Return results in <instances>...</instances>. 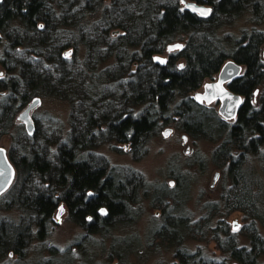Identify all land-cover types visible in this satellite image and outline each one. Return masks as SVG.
<instances>
[{"label": "trees", "instance_id": "16d2710c", "mask_svg": "<svg viewBox=\"0 0 264 264\" xmlns=\"http://www.w3.org/2000/svg\"><path fill=\"white\" fill-rule=\"evenodd\" d=\"M189 1L210 6V15L191 13L176 0H0V64L6 70L0 79V138L15 128L10 158L18 170L4 207L19 212L18 222L0 225L1 255L11 250L22 256L34 230L43 240L62 203L88 234L133 224L141 193L163 212L154 243L175 246L178 264H226L185 246L208 231L226 256L257 264L264 254L258 228H264V189L250 175L248 160L256 157L264 165V30H245L240 38L221 30L244 16L261 25L264 0ZM176 42L184 43L183 50L157 63L155 56ZM68 49L72 58L63 56ZM230 59L245 66L230 84L244 97L233 122L192 96ZM48 95L70 105L65 138L49 126L29 135L14 122L33 98ZM169 123L194 141L216 143L212 159L228 180L219 201L210 202L209 214L198 220L179 211L183 175L171 174L177 183L170 190L131 171L123 175L93 153L115 142L128 145L138 160ZM235 211L249 220V246H239L225 222Z\"/></svg>", "mask_w": 264, "mask_h": 264}, {"label": "rangeland", "instance_id": "374dc122", "mask_svg": "<svg viewBox=\"0 0 264 264\" xmlns=\"http://www.w3.org/2000/svg\"><path fill=\"white\" fill-rule=\"evenodd\" d=\"M176 1L180 3L181 8H184L181 0ZM255 28L264 30V22L255 27L250 18L244 16L224 27L221 34L240 38L245 30L252 31ZM263 47L264 45L261 55ZM177 51L168 53L166 50L160 55L169 59L170 55ZM73 56L74 51L68 57ZM77 57L83 58V53L80 52ZM262 59L264 60L263 57ZM179 62L181 64L183 61ZM0 74H2L0 79L6 76V70L1 64ZM206 82L209 80L207 79L204 83ZM202 89L201 87L198 91ZM194 94L195 92L192 96ZM40 98L41 105L32 112L36 128L42 130L49 126V131L55 132L57 138H65L70 129L69 103L54 95ZM209 107L217 111L218 105L212 104ZM20 112L16 114L14 122L16 126L21 125L25 129V125L17 121ZM166 129L172 130L167 137L164 136ZM15 134L16 130L13 128L12 133L0 138V147L7 150L9 156ZM216 146V143L207 140L194 141L175 124L169 123L162 126L158 135L152 137L146 154L138 160L134 159L128 145L115 142L102 143L93 150V153L104 159L109 168L116 167L122 174H125L124 171L137 173L145 182L157 186L165 185L170 190L174 189L177 183L171 174L183 175L186 190L179 194L180 197L183 196V206L179 208V211L192 220H198L209 214L206 206L210 202L217 203L224 187L228 184L223 170L217 167L212 159V152ZM53 148L55 149L54 145ZM248 165L250 175L261 182L264 189V165L256 157H249ZM216 174L219 175L215 181ZM17 180L18 170L16 169L12 185L0 197V225L3 221L18 222L19 220V212L16 209L4 207L8 200L7 193L14 188ZM176 194H178L177 191ZM138 197L140 201L135 204L137 214H135L137 216L135 222L125 226L119 225L108 230L107 233L88 234L84 228L70 219L68 208L66 212L60 214L59 219H57L59 212L57 210L54 214V224L43 240L34 236V230V235L29 240L24 254L21 256L11 250L6 251L4 255L0 253V264H40L45 260H49L46 264H178L175 259V246L154 243L156 239L153 237L157 234L156 230L164 224L163 212L152 205L151 199L143 197L141 193ZM217 220L218 218H214L211 223L213 227H216ZM225 222L230 233L236 235L239 246L250 245L245 233L249 220L245 219L244 213L235 211L226 218ZM2 227L5 229L8 225ZM234 228L238 230L234 231ZM258 228L264 236L262 225ZM219 235H221L220 232ZM225 235L222 233L224 238ZM213 237V234L208 231L203 238L187 240L185 246L191 252L201 251V255L207 259H225L226 264H239L218 249ZM257 264H264V254L257 259Z\"/></svg>", "mask_w": 264, "mask_h": 264}, {"label": "water", "instance_id": "95a60500", "mask_svg": "<svg viewBox=\"0 0 264 264\" xmlns=\"http://www.w3.org/2000/svg\"><path fill=\"white\" fill-rule=\"evenodd\" d=\"M181 2L184 5V9L191 13L200 15L198 11H193V8L205 10L211 9L212 11V8L210 6L198 4L194 1L181 0ZM177 45H181L182 47L177 48ZM170 48L173 49V51L183 50L184 43L176 42L170 44L166 49L168 53L173 52L169 51ZM72 52L73 50L68 49L65 51L64 56L68 57L72 54ZM157 57L159 58V60H164L165 63L168 61L167 58L158 54L155 56V61L159 64L162 63H160L159 60L156 59ZM262 57L264 58V47ZM165 63H163L162 65H164ZM244 72V65L238 64L231 59L227 60L222 65L219 72L216 74V77H214L213 80H209V82L204 83V85L202 86V91H197L194 94L193 98L200 105L211 106L212 104H217V113L219 114V116L226 121H234L237 118L238 112L244 103V98L241 95L232 92L229 87L232 82L243 76ZM41 103L42 101L40 97L33 98L17 116V121L25 125L26 132L29 135H34L36 131L35 120L32 117V112L37 107H39ZM171 132V129H166L164 132V136H169ZM184 139H187L186 136H184ZM0 171H3L5 173L4 176H0L1 197L8 191L16 176L15 164L8 155L7 150L2 147H0ZM218 175L219 174H216L215 181L218 178ZM102 210V213L106 212L104 208Z\"/></svg>", "mask_w": 264, "mask_h": 264}, {"label": "snow or ice", "instance_id": "6c2138e0", "mask_svg": "<svg viewBox=\"0 0 264 264\" xmlns=\"http://www.w3.org/2000/svg\"><path fill=\"white\" fill-rule=\"evenodd\" d=\"M181 11H183V9ZM193 11H198L201 16H207L211 12V9L205 10V9H196V8H193ZM40 27L43 28L44 26L43 25H40ZM176 47L179 48V47H182V46L181 45H177ZM169 51H173V49L170 48ZM156 59L159 60L158 57ZM159 62L162 63V64L165 63L164 60H159ZM181 67H183V66L181 65ZM0 75H2V74H0ZM4 175H5V173L3 171H0V176H4ZM9 183H10V180H9ZM89 195H91V194H89ZM60 211L62 212L63 211V208H61ZM101 211L103 212V210H101ZM57 219H59V217H57ZM235 230H238V229L237 228H234V231Z\"/></svg>", "mask_w": 264, "mask_h": 264}, {"label": "flooded vegetation", "instance_id": "af4514ba", "mask_svg": "<svg viewBox=\"0 0 264 264\" xmlns=\"http://www.w3.org/2000/svg\"><path fill=\"white\" fill-rule=\"evenodd\" d=\"M209 16V15H208ZM205 17V16H204ZM65 53V52H64ZM63 56H64V54H63ZM65 57V56H64ZM245 73V72H244ZM244 75V74H243ZM215 77V76H214ZM213 77V78H214ZM213 78L212 79H208V80H213ZM230 88V87H229ZM231 90V89H230ZM232 91V90H231ZM197 92V91H196ZM233 92V91H232ZM244 98V97H243ZM204 106H206V105H204ZM207 107H209V106H207ZM61 208H63V211L61 212L60 210H61ZM59 212H58V217L60 216V214H62V213H64V212H66L67 211V207L65 206V204L64 203H62L61 205H60V207H59ZM102 213V212H101ZM236 264V263H235Z\"/></svg>", "mask_w": 264, "mask_h": 264}, {"label": "bare ground", "instance_id": "6f19581e", "mask_svg": "<svg viewBox=\"0 0 264 264\" xmlns=\"http://www.w3.org/2000/svg\"><path fill=\"white\" fill-rule=\"evenodd\" d=\"M196 93V92H195Z\"/></svg>", "mask_w": 264, "mask_h": 264}]
</instances>
